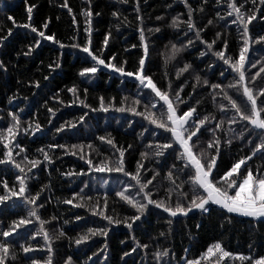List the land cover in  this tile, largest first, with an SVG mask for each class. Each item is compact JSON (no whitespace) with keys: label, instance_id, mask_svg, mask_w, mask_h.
Instances as JSON below:
<instances>
[{"label":"trees","instance_id":"obj_1","mask_svg":"<svg viewBox=\"0 0 264 264\" xmlns=\"http://www.w3.org/2000/svg\"><path fill=\"white\" fill-rule=\"evenodd\" d=\"M188 2L193 9H198L201 4V0H188ZM62 3L63 0H27V3L25 0H0V36H6L7 30L12 29L11 36H8L4 46L0 47V61L3 62V68H0V129L10 122L9 112L19 113L24 127H27L28 122L33 124L38 122L41 125L40 131L34 134L31 129L28 132L21 131L17 140L20 146L27 150L29 159L43 160V155L37 152L39 148H43L51 157V163L44 162L27 173L30 177L27 184L29 193L32 195L40 193L37 205L43 204L42 208H38L41 218L49 220L52 216L58 217L57 220L45 225L50 234L55 236L61 229L66 234L53 242L54 264H64L68 256H72L75 264H163V261H170V264H185L186 259L200 258L207 247L217 241L226 251L233 254L252 255L254 258L264 255V221L253 224L250 223V218L227 214L216 205H212L209 213L193 210L187 217L176 218H170L161 209L149 206L145 216H142L130 231L124 224L109 225L102 217L94 215L87 208L75 207L77 201L71 205L62 203L63 200L72 198L74 193L81 192L82 195L93 198L90 202L92 205L99 199L102 207L103 198L107 194V214L122 220L134 214L135 210L121 201L115 193L129 184L134 185L135 181L123 173L89 170L85 162L87 158H91L94 163L108 158L115 166L118 152L112 146L100 141L101 136L113 138L117 147L127 149L124 157L126 171H135L141 152L149 153L148 158L143 161L145 168L159 172L153 185L149 186L159 190L158 193L154 191V199L164 196V189L169 183L166 174L173 162L178 167L180 165L179 161H175L174 153H166L164 157H154L153 149L148 147L150 143L154 144L157 141L166 142L167 133L156 129L154 125H149L147 121L131 112L115 110L121 106L123 97H128L126 102L128 107L132 106L133 99H141L142 105L138 110H142L143 104L148 103L144 98L152 95L150 90L103 66H100L95 76H79L82 67L92 66L95 63L87 53L82 51L89 39V34L84 31L87 25L84 23L85 17L80 13L83 8L88 7V4L87 0H68V5L76 16L77 23L73 24L67 9L61 7ZM33 5L35 7L32 9V24L41 29L42 24L51 18L49 28L45 30L46 35L55 33L56 38L65 45L64 48H60L58 44L51 41L42 40L38 48L33 47L31 55L22 54L28 51L29 45H34V38L38 37L29 29L14 26V22L26 23V8ZM257 6H259V0H257ZM245 7L251 8L252 5L249 3ZM139 8V15L143 17L142 25L136 19L135 0H129L127 4L121 0H92L93 17L90 38L93 52L104 58L106 62L108 57L113 55L117 57L114 62L127 60L126 69L134 71L143 52L138 30L140 26H143L149 45V59L146 61L147 74L152 76L161 89H166L171 84L175 92L183 85L181 97L187 100L188 94L191 93L192 99L188 100L189 104L195 105L196 101H200L196 105L198 113L201 115L213 113L219 118L222 114L212 101L211 89L203 85V81L206 79L210 84H227L233 79V75H229L228 71H225L224 76L220 75L227 66L217 60L201 39L211 42L216 38L217 32L225 33L223 38L228 40L229 54L238 52L242 41L236 30L237 26L231 24V18L225 16L226 3L217 5L216 0H208L203 12H194L193 18L197 27L204 28L200 34L201 39H197L193 32L188 31L183 23L179 28L170 26L173 17L179 16L180 21L187 19L188 9L182 0H140ZM217 11L221 16H225L224 20L217 18ZM113 12L119 13V16H113ZM261 12L264 13V7L261 8ZM96 13L99 15L97 16ZM157 16H162L163 19L157 20ZM9 17L12 19L10 20ZM259 17L260 13L257 14V20L249 26L253 36L264 32V21H260ZM209 20L213 21L210 25ZM157 27L160 28L159 32L147 31ZM109 32L111 35L108 37V45L105 46L103 41ZM188 39L194 41L192 45L187 44ZM73 44L79 47H72ZM172 45L183 47L174 58L169 59L172 55ZM219 47L220 41L217 40L214 50H218ZM202 52L206 54L202 56ZM248 55L252 63L261 61L255 68L250 64L246 65V74L251 80L264 64V45H253ZM50 64H59V67L49 68ZM186 64L191 67L187 71H181ZM197 75L201 77V82L193 92L192 86L196 83ZM45 76L48 77L47 80L44 79ZM261 76L264 77V73H261ZM36 81L39 82V88L31 83ZM256 85L261 86L259 77ZM73 86L78 89V99L67 91ZM84 89H87L86 95ZM230 94H233L239 103L244 104V98L240 94ZM13 96L17 98L9 103ZM100 96H103L106 102L114 97L115 107L110 108L108 112H92L79 103L80 100H84L91 107L98 108ZM73 100L76 102L73 103ZM217 102L227 103L223 101L222 96L217 97ZM49 108L53 109L55 115L48 112ZM180 108L186 110L184 104H181ZM21 109H23L22 112ZM159 110H161L160 104H157L156 109H151L157 112ZM85 112L88 115L83 122H79V117ZM66 122L76 123V127L65 128L63 132L57 133L56 128ZM233 127L236 126L233 125ZM145 128L149 130L145 132ZM239 130L237 128V131ZM210 137L211 133L202 137L201 147H206L204 141ZM224 138L226 137H222V140ZM257 142L258 140H253V144ZM58 144L67 147L64 149L49 147V145ZM73 144L83 145L85 159L80 158L79 149H76L77 155H71L70 146ZM128 145H131V148H128ZM174 147L177 146L174 145ZM250 148L251 146L245 141L236 139L231 146L226 147L222 143L221 157L218 160L220 171L223 172L240 156L250 154ZM0 152H2V145H0ZM23 155L24 153L16 156L17 161H20ZM248 163L254 170L257 165L264 167V160L259 156L253 157V160ZM25 170L27 172V168ZM70 171L76 173L82 171L84 175H63ZM13 173H18V170L0 165V179H8L10 186L15 183ZM142 176L151 178L152 171L147 173L142 171ZM184 179L186 177L180 174L179 180ZM184 190L188 191V185L184 186ZM135 191V188H129L128 194H134ZM30 207L23 206L17 198L0 205V230H6L11 221L19 216L27 215ZM76 216H80L81 219L77 220ZM226 216L232 217L231 223H228ZM169 219L172 220L170 234H168ZM197 225L200 227L197 228ZM98 227L109 228L108 236H94L79 246L75 244V239L79 235L86 233L89 228ZM37 230H39L38 222L28 225V236ZM162 231L165 232L164 236L159 235ZM18 232L20 237L25 236V229H19ZM133 235L140 243L149 244V248H137L136 252H131V248L135 247L131 239ZM20 237L15 234L9 237L13 242V251L18 253V260L10 261V264H27V258L19 251V244L24 242ZM28 242L36 246L37 250L28 253L27 257L38 260L46 258L47 252L42 236H37L35 240ZM249 245L252 247L250 248ZM164 249L170 251V256L158 262L154 258V253ZM125 251L131 254L123 256ZM89 256L92 257L91 260H88ZM201 264H209V262L203 260ZM226 264H239V261L234 262L226 258Z\"/></svg>","mask_w":264,"mask_h":264},{"label":"snow or ice","instance_id":"obj_2","mask_svg":"<svg viewBox=\"0 0 264 264\" xmlns=\"http://www.w3.org/2000/svg\"><path fill=\"white\" fill-rule=\"evenodd\" d=\"M92 0H87L88 7L83 8L81 15L85 17L84 23L87 25L84 31L89 34L85 46L82 51L87 53L95 63L92 66L82 67L79 71V76L90 77L95 76L100 66L110 69L115 73H119L124 77H134L139 82V85L150 90L151 96H146L144 99L148 103L142 105L141 99H133L132 106H126L128 97H123L121 100V106L115 108L118 112H131L135 116H139L149 125H154L156 129H161L168 134L166 142H159L148 145L149 148L153 149L152 155L154 157H164L166 153L175 154V161H179V167L175 162L171 165L166 174L168 180V187L164 189V196L159 199H154V191L158 193V189L149 188L153 185V181L159 175L151 169H146L145 161L149 153L147 151L140 153V160L136 162L135 171L125 170V152L127 149L123 147H117L114 139L110 137L101 136L100 141L112 146L116 152H118V158L113 166V162L108 159H102L99 163H94L91 158H87L85 162L89 166V170H95L96 172H118L123 173L126 177H131L135 184H129L120 191H117L116 196L120 197L121 201L129 205L135 210L134 214L126 217L125 219H119L113 215L107 214L108 208V197L105 194L103 198V206L101 207L99 199L92 205L91 196L82 195L81 192L73 194L72 198L65 199L62 201L64 204H73L77 208H87L89 212L94 215L102 217L103 220L107 221L109 225H120L124 226L130 231L133 229V225L141 220L142 216H145L149 206H153L157 209H161L167 213L170 218H176L178 216L187 217L193 210H199L202 213H209L212 205L219 206L220 209L225 210L227 214H237L242 217L250 218V223L257 224L264 221V167L257 165L255 170L249 166V161L253 160V157L259 156L260 159L264 160V77L261 73H264V64L260 67L259 72L252 76L249 80L246 74V65H251L255 68L257 61L252 63L249 59V51L253 45H264V32L259 35L253 36L250 32L249 26L254 20H257V14L260 13V21H264V13L261 12V8L264 7V0H259V6H257V0H216V4L226 3L225 16L231 18V24L236 25V30L239 32L241 45L238 48V52L235 54H229L228 40L223 38L226 34L222 32L216 33V38L211 42L204 41L201 39V32L204 28L197 27V24L193 18V14L196 11L203 12L204 5L208 3V0H201V4L198 9H193L188 0H182L184 6L188 9L187 19L180 21L179 16L173 17L171 21V27L179 28L181 23L187 28L188 31L193 32L197 39H201V42L207 45V49L212 51V54L217 58L218 61L222 62L223 65L227 66L226 69L220 72L221 76H224L225 71L229 72V75H233V79L227 83H209L208 80L203 81V85H207L211 89L212 101L216 104L217 110L222 114L219 118L213 114L208 113L201 115L197 112V107L200 101H196L194 104H189L188 100L192 99V94H188V99L181 97L180 93L183 92V85L179 89L173 92L171 84L166 89H161L158 84L153 80L152 76L147 74L146 61L149 59V45L145 36V29L143 26L139 27V39L141 41V47L143 49L142 55L138 59V66L134 71H128L126 66L127 60L116 61L115 55L108 57V62L100 55L93 52L91 48V23L93 12L91 9ZM121 2L127 4L129 0H121ZM27 3V0H25ZM251 3V8H246L245 5ZM140 0H135V10L137 12L136 19L143 24V17L139 15ZM33 6L26 8L27 11V22L22 24H16L14 26L29 29L32 33H35L38 38H34V45H29L28 51L23 52L25 56L31 55L33 47H39L42 40L51 41L52 43L58 44L60 48H64L65 45L56 38L55 33L46 35L45 30L49 28L50 19L46 20L42 24V28L38 29L32 24V9ZM62 8H66L69 15L71 16L72 23L76 24V16L73 14V10L68 5V0H63L61 4ZM171 7V5H168ZM98 16L99 13H96ZM113 16H119V13L113 12ZM217 18L224 20L225 16H221L220 12L216 13ZM11 20L12 18L9 17ZM59 19V17H57ZM126 19V18H125ZM157 20H162V16H157ZM213 21L209 20L208 24H212ZM148 32H159L160 28L147 29ZM12 29L7 30L6 36H0V47L4 46V41L11 36ZM111 32L105 36L103 44L108 45V37ZM187 36V32H185ZM217 40L220 41V47L218 50H214V45L217 44ZM192 39L187 40L188 45L193 44ZM72 47H79V45L73 44ZM136 47V45H132ZM182 47L172 45V55L169 59L174 58L178 54ZM206 53H201L205 55ZM59 67V64L49 65V68ZM191 65H185L181 71H187ZM0 68H3V62L0 61ZM6 70V69H5ZM261 80V86L256 85L257 78ZM48 79L47 76L44 77ZM196 83L192 86V91L195 92L196 86L200 85L201 77L195 76ZM34 83V86L39 88V82ZM68 92L72 93L74 97H77L78 89L73 86L67 89ZM86 95L87 89H84ZM238 93L244 98V104L242 105L234 98L233 94ZM222 96L223 101L227 103H218L217 97ZM17 97L13 96L10 98L9 103ZM78 99V97H77ZM99 107L93 108L91 105L86 103L84 100H80L79 103L84 107L90 109L92 112L103 111L108 112L110 108L115 107V98L113 97L108 102L105 101L103 96L98 98ZM76 100H73L75 103ZM162 102V103H161ZM63 103V101H61ZM157 104H160V109L157 111H151L156 109ZM184 104L186 110L181 109L180 105ZM23 109H21V112ZM48 112L55 115L53 109L49 108ZM231 113V115H228ZM88 115L87 112L83 113L79 117V122H83L85 117ZM10 122L6 127L0 129V145H2V152H0V165L9 166V169H17L18 173H13L15 177V183L11 186L8 179H0V205H4L6 202L17 198L21 201V204L25 207L31 206L27 215L19 216L17 219L11 221L6 230H0V264H10L18 260V253L13 251V242L9 239L14 234L20 237L19 229H25V236L20 237L24 240L23 243L19 244V251L23 253L27 258V264H54L53 255V242L58 240L60 237L66 234L61 229L58 233L53 236L47 230L45 225L50 224L52 221L58 219L56 216H52L49 220L42 219L38 214V208H42L43 204L37 205L40 193L37 192L32 195L28 191L27 181L30 179L28 172L32 169L37 168L44 162L51 163V157L48 152L43 148L37 149V152L43 155V160L32 158L29 159L26 154L27 150L21 147L17 136L23 132H28L30 129L34 134L40 131L41 125L36 122H28L27 127H24L21 121L19 113L9 112ZM51 123V120H49ZM227 125V127H225ZM235 125L236 127H233ZM76 123L66 122L64 125L56 128V132H63L65 128H75ZM237 128L240 130L237 131ZM149 129L145 128L147 132ZM211 133V137L206 139L204 143L206 147H201L202 137L206 134ZM143 134V133H142ZM141 134V135H142ZM222 137H226L222 140ZM195 138V139H194ZM245 141L251 146L250 154L240 156L235 159L231 165L223 172L220 171L218 160L221 157V145L231 146L233 140ZM258 140L257 143L253 144V140ZM177 146V147H174ZM49 147L66 148V145H49ZM71 155H77L76 149L80 150V158L85 159L83 154V145H71ZM91 148V145H89ZM131 148V145H128ZM18 149V151H17ZM24 153L22 159L17 161L16 156ZM67 154V153H66ZM24 165V166H22ZM242 166L243 170H242ZM27 168V172L26 169ZM142 171L147 173L152 171L151 178L142 176ZM175 173V174H174ZM182 174L186 177L184 180H179V175ZM66 176L73 175H84L81 171L63 173ZM179 180V183L177 182ZM188 185V191L184 190V186ZM129 188H135L134 194H128ZM77 220H80V216H76ZM228 223L232 222L231 216H226ZM39 223V230H37L31 236L27 234V226L33 223ZM68 223V221H64ZM169 232L171 233L172 220L169 219ZM200 225H197L199 228ZM223 227V225H221ZM110 229L107 227L89 228L86 233L81 234L75 239L76 245H81L94 236L107 237ZM160 236H164L165 232H160ZM37 236H42L45 242L44 248L46 249L47 256L43 260L27 257L28 253L37 250L36 246L29 243V240H35ZM131 239L135 243V247L131 248V252H136L137 248L148 249L149 244L140 243L136 240L133 235ZM124 243V241H121ZM105 247L107 245L105 244ZM251 248L252 246L249 245ZM187 251V249L185 250ZM131 253L125 251L123 256H129ZM93 255H96L93 253ZM170 251L168 249L157 250L154 253V258L160 262L163 261L164 257H169ZM214 258V259H210ZM226 258L232 261H239V264H264V255H260L254 258L252 255L244 254H233L230 251H226L222 244L217 241L209 245L198 259H186L185 264H201L203 260H208L209 264H226ZM92 257L89 256L88 260ZM64 264H75L72 256H68ZM163 264H170V261H163Z\"/></svg>","mask_w":264,"mask_h":264},{"label":"water","instance_id":"obj_3","mask_svg":"<svg viewBox=\"0 0 264 264\" xmlns=\"http://www.w3.org/2000/svg\"><path fill=\"white\" fill-rule=\"evenodd\" d=\"M113 73H115V72H113ZM119 74V73H118ZM120 75V74H119ZM121 76V75H120ZM123 78H125V79H129V80H132V81H135V82H138L137 80H135V78L134 77H124V76H122ZM139 83V82H138Z\"/></svg>","mask_w":264,"mask_h":264}]
</instances>
